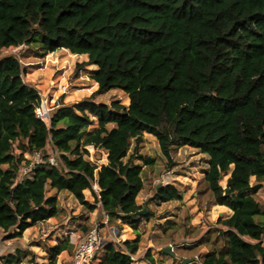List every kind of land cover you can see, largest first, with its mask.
<instances>
[{
    "label": "trees",
    "instance_id": "1",
    "mask_svg": "<svg viewBox=\"0 0 264 264\" xmlns=\"http://www.w3.org/2000/svg\"><path fill=\"white\" fill-rule=\"evenodd\" d=\"M30 45L41 56L61 49L88 56L78 70L96 66L98 92L122 90L129 105L63 104L48 125L37 116L41 97L24 81L26 67L14 55L1 57L0 231L21 237L57 217L62 191L91 211L100 203L119 233L123 225L137 228L144 187L137 160L152 164L138 153L147 133L169 164L177 145L207 155V188L233 211L222 221L225 245L200 264H264V211L255 199L264 187V0H0V49ZM49 143L62 164L18 181L24 155ZM87 147L105 151L108 164L98 170L83 157ZM157 197L181 198L173 186ZM139 242H106L100 264H135ZM73 247L67 240L48 249L50 264ZM142 260L157 264L150 251Z\"/></svg>",
    "mask_w": 264,
    "mask_h": 264
},
{
    "label": "rangeland",
    "instance_id": "2",
    "mask_svg": "<svg viewBox=\"0 0 264 264\" xmlns=\"http://www.w3.org/2000/svg\"><path fill=\"white\" fill-rule=\"evenodd\" d=\"M36 50V45L0 49V58L14 55L26 67L24 81L39 92L40 106H44L50 114L46 120L48 125L51 116L63 104H77L92 98L97 104L110 106L113 101H121L123 105H129L128 96L122 90L98 92V84L92 78L96 66L86 65L78 70L79 65L88 61V56L73 55L65 49L41 56L36 54ZM113 127L109 125L108 129ZM135 146L133 140L129 155L134 153ZM51 148L52 143H49L47 149ZM138 153L151 159L152 164L146 165L137 160L143 165L144 182L137 203L142 210L147 208V214L141 216L137 228L123 225L119 233L118 225L103 214L100 203L91 211L72 194L62 191L57 194V217L39 222L21 237L12 238L14 232L9 237V233L0 231V264H5L2 258L9 255L21 258L17 264H50L52 259L48 249L67 240L74 247L71 252L59 255L56 264H70L77 245L94 228L101 233L102 245L112 242L122 247L124 239L139 237V250L132 255L135 264H148L142 260L147 251L157 264H186L185 261L187 264H200L206 254L220 250L225 245L222 233L227 230L222 221L229 218L233 211L216 204L207 188L205 174L210 164L209 157L198 149L177 145L171 151L172 164H169L156 137L147 133ZM24 156L27 158L30 154ZM83 157L97 165L98 170L108 164L106 152L93 147H87ZM229 175L222 177L223 186H226ZM251 184H256L254 178ZM168 186L179 192V200L164 201L157 197L158 191ZM94 190L99 191L97 185H94ZM84 194L86 201L95 204L91 191L86 190ZM48 195H56V191H49ZM255 199L264 209V187ZM165 249L170 252L166 253ZM103 252V249L98 252V258L103 256ZM94 264H100V259Z\"/></svg>",
    "mask_w": 264,
    "mask_h": 264
},
{
    "label": "built area",
    "instance_id": "3",
    "mask_svg": "<svg viewBox=\"0 0 264 264\" xmlns=\"http://www.w3.org/2000/svg\"><path fill=\"white\" fill-rule=\"evenodd\" d=\"M37 110L38 118L46 122L50 116L49 111L45 110L44 106H40ZM60 164H62V158L54 145L50 150L46 147L43 150L35 151L22 162L18 181L31 179L36 170L45 165L57 166ZM102 241L100 231L97 228L92 229L86 238L77 245L69 261L70 264H94L96 260L100 259V257L98 258V252L103 249L104 244L102 245Z\"/></svg>",
    "mask_w": 264,
    "mask_h": 264
},
{
    "label": "water",
    "instance_id": "4",
    "mask_svg": "<svg viewBox=\"0 0 264 264\" xmlns=\"http://www.w3.org/2000/svg\"><path fill=\"white\" fill-rule=\"evenodd\" d=\"M106 165H104V166H106ZM146 214H147V208H145L144 210H142V211H140V212L137 213L138 216H145ZM165 252L166 253H169L170 250L169 249H165ZM185 263L187 264V261H185Z\"/></svg>",
    "mask_w": 264,
    "mask_h": 264
},
{
    "label": "crops",
    "instance_id": "5",
    "mask_svg": "<svg viewBox=\"0 0 264 264\" xmlns=\"http://www.w3.org/2000/svg\"><path fill=\"white\" fill-rule=\"evenodd\" d=\"M254 180H256V179L254 178ZM124 240H126V239H124Z\"/></svg>",
    "mask_w": 264,
    "mask_h": 264
}]
</instances>
